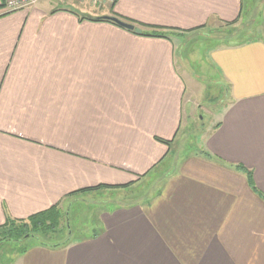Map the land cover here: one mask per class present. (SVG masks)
<instances>
[{
	"label": "crops",
	"instance_id": "crops-1",
	"mask_svg": "<svg viewBox=\"0 0 264 264\" xmlns=\"http://www.w3.org/2000/svg\"><path fill=\"white\" fill-rule=\"evenodd\" d=\"M81 2L5 13L0 0V226L92 193L79 190L155 186L100 211L89 236L10 264H264V25L206 53L225 101L191 133L186 97L200 84L180 72L178 40L243 25L247 2L116 0L100 15ZM101 16L176 35L88 19Z\"/></svg>",
	"mask_w": 264,
	"mask_h": 264
},
{
	"label": "rangeland",
	"instance_id": "rangeland-1",
	"mask_svg": "<svg viewBox=\"0 0 264 264\" xmlns=\"http://www.w3.org/2000/svg\"><path fill=\"white\" fill-rule=\"evenodd\" d=\"M84 5L79 4L82 9H89L88 11L94 15L101 13H108L111 3L104 1L100 5H94L88 0H81ZM250 2V10L248 17L242 24L234 26H219L216 24H209L207 28L184 36L178 40L177 62L179 61L180 72L184 69L187 72L195 75L199 79V86L195 94L187 96L186 99L190 102L187 111L191 114V119L188 122L190 125L189 131H204L205 127L211 124L214 117L217 116L218 110L223 107L225 101L224 93L217 86L216 76L213 74L212 68L207 66L206 53L209 49L222 43L235 42L241 37L246 36V32H260L264 25V0H247ZM58 7H62L58 3H54ZM243 34V35H242ZM202 56L204 57H201ZM183 67V68H181ZM183 69V70H182ZM199 120V121H198ZM195 134L197 135V133ZM188 134V133H187ZM188 136V135H187ZM197 139H195V142ZM197 144V142H196ZM196 144L186 147L193 149L197 147ZM155 186L153 178H149L137 184L135 187L125 190L113 191H96L87 193L82 196H76L65 202L60 206L61 211V227L64 229L61 233L45 236L39 234L36 242L50 243L55 239H63L68 232L65 228L67 226L70 231V238H84L89 236L96 228L98 222V215L103 209L114 207L116 205L131 203L140 198L145 200L150 196ZM70 203V204H69ZM66 217V219H65ZM32 240H30V243ZM29 241L19 244L16 242H4L2 254H0V264H10L11 257L16 256ZM34 242V241H33Z\"/></svg>",
	"mask_w": 264,
	"mask_h": 264
},
{
	"label": "trees",
	"instance_id": "trees-1",
	"mask_svg": "<svg viewBox=\"0 0 264 264\" xmlns=\"http://www.w3.org/2000/svg\"><path fill=\"white\" fill-rule=\"evenodd\" d=\"M244 2H247L245 4L246 8L247 7L249 8L251 5L250 2L247 0H244ZM115 3H116V0H113L111 2L110 6H109V11H112ZM81 19H86V18L84 17ZM88 19L91 21H95L98 18L89 17ZM118 19L123 21V22L129 23V24L134 23L133 21L126 20V19H123L121 17ZM98 21L107 22V23L115 25L114 23L109 22V21H105V20L99 19ZM139 25L141 27L145 28L146 31L138 32L135 29H133L131 32L138 34V35L158 37V38H167L169 36H175L176 35L175 30H172V29L159 28L156 26L144 25V24H139ZM227 25H232V24H227ZM115 26H117V25H115ZM197 29H200V28H196V29L189 30L187 32H181V33H190L192 31H196ZM165 143H168V142H165ZM237 169L242 170L243 168L240 166H237ZM247 176L249 177V173H247ZM128 187L129 186H127V185L126 186L123 185L121 187L101 185V186H97L94 188H87L84 190H79L77 192L71 193V195H76L77 193L93 192V191H97L100 189H107V190H109V189L110 190L111 189H121V190H123V189H127ZM59 208H60L59 205L56 204V205L51 206L50 208H48L46 210L35 213V214L29 216L28 218H26L24 220L7 219L5 221V223L0 226V244H2L4 242H20V243H22V242H25L26 240L29 241L26 245L22 246V249L20 252L25 250L27 247H30L31 245H36V244H39L42 246H48V247L65 246L71 240V238L69 237L70 236V234H69L70 229L67 226H65L66 230L68 231V232H66L67 235L65 236V238L55 239L54 241H51L50 243L49 242L48 243L36 242L38 240L39 234H41V235L43 234L44 236L46 234H50L51 237L53 238V235H55L57 233H61L64 230L61 227L62 215H61V211ZM65 219H66V217H65ZM30 240H32L31 241L32 243H30Z\"/></svg>",
	"mask_w": 264,
	"mask_h": 264
},
{
	"label": "built area",
	"instance_id": "built-area-1",
	"mask_svg": "<svg viewBox=\"0 0 264 264\" xmlns=\"http://www.w3.org/2000/svg\"><path fill=\"white\" fill-rule=\"evenodd\" d=\"M39 0H3V11L5 13H12L16 11L27 10L34 7ZM81 1V0H80ZM94 5H100L104 1V4L113 0H88ZM102 4V3H101Z\"/></svg>",
	"mask_w": 264,
	"mask_h": 264
},
{
	"label": "water",
	"instance_id": "water-1",
	"mask_svg": "<svg viewBox=\"0 0 264 264\" xmlns=\"http://www.w3.org/2000/svg\"><path fill=\"white\" fill-rule=\"evenodd\" d=\"M98 19L112 22L115 25H117L118 27L129 30V31L133 30V25L126 23V22H123V21H121L118 18L113 17V16H101V17H98Z\"/></svg>",
	"mask_w": 264,
	"mask_h": 264
}]
</instances>
